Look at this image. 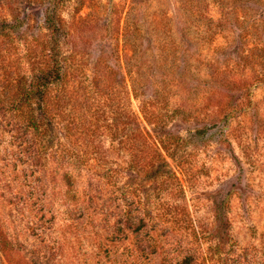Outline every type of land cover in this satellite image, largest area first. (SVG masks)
Instances as JSON below:
<instances>
[{"label": "rangeland", "instance_id": "obj_1", "mask_svg": "<svg viewBox=\"0 0 264 264\" xmlns=\"http://www.w3.org/2000/svg\"><path fill=\"white\" fill-rule=\"evenodd\" d=\"M49 11L78 26L85 85L108 59L107 117L134 86L131 107L160 104L176 152L172 168H129L101 133L112 168H47L2 120L0 264H264V0H0L18 47Z\"/></svg>", "mask_w": 264, "mask_h": 264}, {"label": "trees", "instance_id": "obj_2", "mask_svg": "<svg viewBox=\"0 0 264 264\" xmlns=\"http://www.w3.org/2000/svg\"><path fill=\"white\" fill-rule=\"evenodd\" d=\"M0 20V139L7 131L2 120L11 118L16 123L12 136H29L32 155L47 168H112L115 162L100 153L103 140L96 137L108 133L118 139L113 149L128 154L129 168H172L169 157L175 156L177 138L164 132L160 104L144 102L141 114L137 113L131 107L132 95L138 94L133 86L125 113L108 118L105 105L113 85L99 74L100 69L112 74L108 59L97 58L88 84L77 77L79 63L68 46L78 26L68 27L56 11H49L46 35L25 40L19 48L11 34L16 26L7 18ZM12 45L17 47L16 56L8 54ZM118 66L121 70L122 63ZM201 133L204 130H197ZM18 147L20 154L27 152L22 145Z\"/></svg>", "mask_w": 264, "mask_h": 264}]
</instances>
